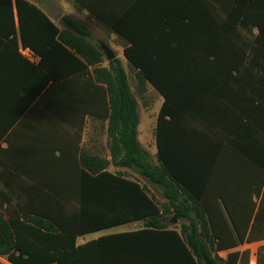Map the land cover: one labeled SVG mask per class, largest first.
I'll return each mask as SVG.
<instances>
[{
  "label": "crops",
  "instance_id": "1",
  "mask_svg": "<svg viewBox=\"0 0 264 264\" xmlns=\"http://www.w3.org/2000/svg\"><path fill=\"white\" fill-rule=\"evenodd\" d=\"M26 1L44 12L59 30L72 31L67 19L89 32L92 43L107 44L126 74L124 43L109 29L113 26L125 38H139L145 45L144 57L205 60L169 70L175 76L172 116L162 122L161 145L184 177L191 176L196 167L220 174L204 184L225 188V202L238 227L233 233L242 234L249 217L246 236L261 199L264 155V85L257 77L261 72L256 60L262 54L255 46L261 38L255 4L237 0ZM175 42H180L178 50H173ZM20 47L25 46L20 40L15 0H0V211L12 212L14 220L13 211L26 200L22 187L69 186L68 148L76 145L80 154L107 161L106 170L112 173L130 170L116 163L121 153L113 144L117 133L108 130L110 111L104 108L99 92L86 83V76H66L55 88L38 70L39 55L25 47L34 53L26 56ZM240 57L253 58V65L239 72L228 66L227 60ZM107 65L104 60L99 66ZM48 68L54 71L52 62ZM88 68L91 73L92 67ZM148 93L155 97L153 105L148 103L153 112L143 121L139 117L137 139H145L143 147L156 156L154 134L164 98L150 83L143 97ZM71 123L82 124L80 134ZM92 165L95 168L100 162ZM168 224L169 229L179 231L176 218L171 217ZM143 225L139 220L78 235L76 244L86 246L78 264H187L179 257L175 240L156 232L131 234L143 230ZM263 247L264 238L243 239L234 247L216 251L220 259L216 262L229 264L228 255L237 253L235 264H257ZM0 264L12 263L0 256Z\"/></svg>",
  "mask_w": 264,
  "mask_h": 264
},
{
  "label": "trees",
  "instance_id": "2",
  "mask_svg": "<svg viewBox=\"0 0 264 264\" xmlns=\"http://www.w3.org/2000/svg\"><path fill=\"white\" fill-rule=\"evenodd\" d=\"M237 1L256 6V27L261 38L256 40L255 46L262 54L260 60H256V67L261 72L257 73V77L260 75L259 81L264 85V0ZM15 8L21 44L39 55V72L46 80H52L55 88L66 76L76 77L82 73L86 76V83L99 92L104 108L110 111L108 130L111 134L117 133L113 144L121 153L116 163L141 169L147 183L161 192L165 202L159 205L140 181L120 172L107 171V161L80 154L75 145L67 150L69 186L22 187V197L26 200L13 211L16 219L12 218V212L0 211L1 257L12 264H78L86 248L76 244L78 235L139 220L144 221V229L131 234L156 232L175 240L180 248L179 257L187 264H218L211 253L234 247L243 239L264 238V155L263 192L245 236L249 217L244 222L242 234L233 233L238 227L225 202V188L204 184L220 177V174L211 170L202 172L196 167L191 176L184 177L176 171L170 157L162 149V122L172 116L170 97L175 76L169 70L189 67L205 60L144 57L145 45L139 38H125L118 27H110L121 37L123 56L134 71L132 90L128 76L116 57L108 61L107 67L99 66L104 62L105 55L99 45L89 41L91 35L84 28L66 19L72 31L59 30L44 12L26 0H15ZM175 44L173 50H178L180 42ZM253 61V58L240 57L227 60V64L239 72L240 68L252 66ZM50 62L54 65L53 72L48 68ZM61 66L65 71H61ZM89 66L92 67L91 73ZM146 83H150L164 98L154 134L156 167L142 164L144 153L136 140L138 115L135 94L143 97ZM262 93L264 98V89ZM70 125L78 128L76 131L80 134L81 123ZM111 157L116 159L114 151ZM96 161L100 165L94 168L92 163ZM214 163L215 160L210 165ZM225 215H229L228 220ZM171 217L180 221L178 232L168 228ZM237 256V253L229 254V264H235ZM244 263L247 264V261ZM257 264H264V247L258 251Z\"/></svg>",
  "mask_w": 264,
  "mask_h": 264
},
{
  "label": "rangeland",
  "instance_id": "3",
  "mask_svg": "<svg viewBox=\"0 0 264 264\" xmlns=\"http://www.w3.org/2000/svg\"><path fill=\"white\" fill-rule=\"evenodd\" d=\"M97 39L98 38H94L95 41H97ZM114 54L116 56L115 52H114ZM126 72H127V76L129 79L130 87L132 90H134V88H133V81H134L133 71L131 70L130 67L129 68L126 67ZM135 98L137 99L136 112L138 115V120L140 117V119L143 121L150 114V112H153L152 109L148 108V103H150V105L151 104L153 105L155 97L153 94L148 93V95L146 97L138 96L137 94H135ZM154 109L156 110L157 106H154ZM136 140H137V143H138L140 149L144 153V155L142 157V158H144V162L142 164L143 165L147 164V165L156 167L157 160H156V156L153 154V150L147 149V147H145V148L143 147L144 145L146 146V140L145 139L142 140V138L137 139V136H136ZM129 169L130 170L125 171V172H121V173L130 177V178H133V179L140 181L145 187H147L149 193L154 197V199L156 200V202L159 205L164 204L165 200L162 198L161 192L158 189H156L155 187H152L150 184L147 183V179L144 178V176L141 174V169L136 168V167L134 169H132V168H129ZM262 192H263V187H262L261 193ZM186 221L189 222V220H186ZM174 223H176V220H174ZM211 255L213 256L214 260H216V261L220 260L219 257L217 256L216 252L211 253ZM220 263H221V261H220Z\"/></svg>",
  "mask_w": 264,
  "mask_h": 264
},
{
  "label": "water",
  "instance_id": "4",
  "mask_svg": "<svg viewBox=\"0 0 264 264\" xmlns=\"http://www.w3.org/2000/svg\"><path fill=\"white\" fill-rule=\"evenodd\" d=\"M100 48L103 51L107 61H110L114 58V53L103 43H100Z\"/></svg>",
  "mask_w": 264,
  "mask_h": 264
},
{
  "label": "built area",
  "instance_id": "5",
  "mask_svg": "<svg viewBox=\"0 0 264 264\" xmlns=\"http://www.w3.org/2000/svg\"><path fill=\"white\" fill-rule=\"evenodd\" d=\"M19 51L22 53V54H24V55H26V56H32V55H34V53L32 52V50H30L29 48H25V47H20L19 48Z\"/></svg>",
  "mask_w": 264,
  "mask_h": 264
}]
</instances>
